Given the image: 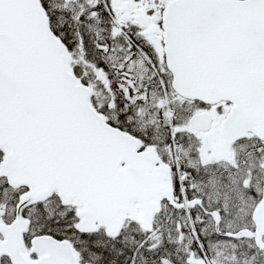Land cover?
Instances as JSON below:
<instances>
[{
	"label": "snow or ice",
	"instance_id": "1",
	"mask_svg": "<svg viewBox=\"0 0 264 264\" xmlns=\"http://www.w3.org/2000/svg\"><path fill=\"white\" fill-rule=\"evenodd\" d=\"M0 264H264V0H0Z\"/></svg>",
	"mask_w": 264,
	"mask_h": 264
}]
</instances>
